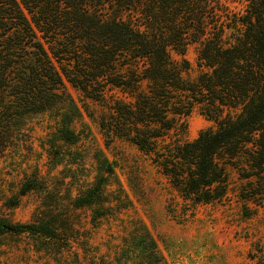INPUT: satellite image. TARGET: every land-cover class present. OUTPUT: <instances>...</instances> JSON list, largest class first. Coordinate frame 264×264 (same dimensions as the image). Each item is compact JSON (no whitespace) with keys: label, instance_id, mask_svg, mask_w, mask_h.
Instances as JSON below:
<instances>
[{"label":"trees","instance_id":"obj_1","mask_svg":"<svg viewBox=\"0 0 264 264\" xmlns=\"http://www.w3.org/2000/svg\"><path fill=\"white\" fill-rule=\"evenodd\" d=\"M239 1L233 11L224 0H0V141L26 116L56 111L57 134L74 144L70 87L106 108L102 131L148 156L184 204L220 201L241 153L264 172V0ZM191 42L205 68L193 81L168 55ZM195 107L214 127L187 141ZM60 228L0 219V234L53 239Z\"/></svg>","mask_w":264,"mask_h":264},{"label":"rangeland","instance_id":"obj_2","mask_svg":"<svg viewBox=\"0 0 264 264\" xmlns=\"http://www.w3.org/2000/svg\"><path fill=\"white\" fill-rule=\"evenodd\" d=\"M224 4L236 11L242 3ZM198 48L191 42L183 56L168 49L172 60L189 63L185 80L205 71ZM68 90L81 112L70 123L74 144L57 134L56 111L26 116L0 141V219L39 216L64 229L53 239L0 234V264H264V172L247 169L246 154L237 158L240 169L227 166L220 201L189 206L148 156L107 137L99 127L105 107ZM185 121L187 141L214 127L197 107ZM27 184L35 189L21 195ZM99 186L101 197L87 196Z\"/></svg>","mask_w":264,"mask_h":264}]
</instances>
